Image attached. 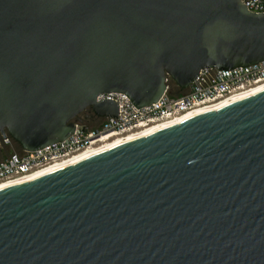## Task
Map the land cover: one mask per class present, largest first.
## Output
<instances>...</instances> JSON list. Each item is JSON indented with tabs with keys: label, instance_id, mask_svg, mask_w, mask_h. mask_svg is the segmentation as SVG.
<instances>
[{
	"label": "water",
	"instance_id": "95a60500",
	"mask_svg": "<svg viewBox=\"0 0 264 264\" xmlns=\"http://www.w3.org/2000/svg\"><path fill=\"white\" fill-rule=\"evenodd\" d=\"M263 60L240 0H0V134L40 150L116 118L100 95ZM0 264H264V92L1 190Z\"/></svg>",
	"mask_w": 264,
	"mask_h": 264
},
{
	"label": "built area",
	"instance_id": "2783aa9c",
	"mask_svg": "<svg viewBox=\"0 0 264 264\" xmlns=\"http://www.w3.org/2000/svg\"><path fill=\"white\" fill-rule=\"evenodd\" d=\"M255 13L264 15V0H240ZM169 78L166 90L156 103L136 108L121 94L100 95L97 102L111 100L118 105L117 117L101 119L99 125L88 128L76 123L75 131L61 143L52 144L36 151H15L14 142L5 133L0 134V184L27 178L34 173L64 162L75 155L100 145L107 135H126L154 124L175 121L199 107L212 105L240 94H246L264 86V60L247 67L231 70L207 68L181 95L171 92ZM98 118V117H97ZM84 127V130L81 127Z\"/></svg>",
	"mask_w": 264,
	"mask_h": 264
},
{
	"label": "bare ground",
	"instance_id": "6f19581e",
	"mask_svg": "<svg viewBox=\"0 0 264 264\" xmlns=\"http://www.w3.org/2000/svg\"><path fill=\"white\" fill-rule=\"evenodd\" d=\"M261 92H264V86L254 90V91L248 92L246 94H240V95H237V96L232 97L230 99L221 101L219 103L199 107L198 109L191 111V112L187 113L186 115H184L183 117H181L175 121L169 122V123L154 124L152 126L146 127L144 129H141V130H138L136 132H132V133H129L126 135L118 136V135L112 134V135L104 136V137H102V139L100 141L102 143L93 149L87 150L85 152H81V153L75 155L74 157H72L68 160H65L64 162L56 163L53 166H50V167L45 168L43 170H40V171L34 173L33 175L27 177V178L1 183L0 184V191L5 190V189L10 188V187H15V186L24 184L26 182L35 180L37 178L43 177L45 175H48V174H51L53 172L59 171L61 169L67 168L69 166L75 165L77 163L83 162V161L88 160L90 158H93L97 155H100L104 152H108V151H110V150H112L118 146H121L123 144L129 143L132 141H136V140H140V139H144V138L149 137L150 135H153V134L160 132L162 130H165V129H168V128H171L174 126H178V125L184 123L185 121L192 119V118H195L197 116L216 112V111H218V110H220L226 106H229L235 102H238V101H240L246 97H249V96L261 93Z\"/></svg>",
	"mask_w": 264,
	"mask_h": 264
},
{
	"label": "trees",
	"instance_id": "16d2710c",
	"mask_svg": "<svg viewBox=\"0 0 264 264\" xmlns=\"http://www.w3.org/2000/svg\"><path fill=\"white\" fill-rule=\"evenodd\" d=\"M168 85H169L171 92L173 94L180 95V94L184 93V91H181L173 82H170ZM84 113H86L85 117L83 119L82 118L79 119V116H78L75 120L76 123H80L81 125H84L86 127H88L86 125V123H91L93 126H97L100 124L101 120L99 118H97L91 110H86L82 114H84ZM82 114H80V115H82ZM88 128H90V127H88ZM14 146L18 147V150L16 149L17 151L21 150V148L17 144L14 143Z\"/></svg>",
	"mask_w": 264,
	"mask_h": 264
},
{
	"label": "rangeland",
	"instance_id": "374dc122",
	"mask_svg": "<svg viewBox=\"0 0 264 264\" xmlns=\"http://www.w3.org/2000/svg\"><path fill=\"white\" fill-rule=\"evenodd\" d=\"M177 95H178V94H177ZM180 95H181V94H180ZM85 115H86V113H84V114H82V115H79V119H80V118L83 119V118L85 117ZM86 125H87L88 127H90V128L95 127V126H93L91 123H86ZM16 149L18 150V147H17V146H14V150H15V151H17Z\"/></svg>",
	"mask_w": 264,
	"mask_h": 264
}]
</instances>
